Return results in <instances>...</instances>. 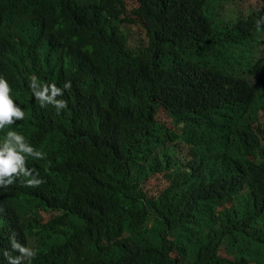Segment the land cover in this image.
I'll return each mask as SVG.
<instances>
[{"label":"trees","instance_id":"1","mask_svg":"<svg viewBox=\"0 0 264 264\" xmlns=\"http://www.w3.org/2000/svg\"><path fill=\"white\" fill-rule=\"evenodd\" d=\"M235 1L0 0L25 113L7 128L45 154L25 161L41 184L0 186V250L15 233L31 264H264V0Z\"/></svg>","mask_w":264,"mask_h":264},{"label":"clouds","instance_id":"2","mask_svg":"<svg viewBox=\"0 0 264 264\" xmlns=\"http://www.w3.org/2000/svg\"><path fill=\"white\" fill-rule=\"evenodd\" d=\"M257 23L259 24L260 21ZM28 86L41 107L52 105L56 113L59 114L60 109L65 106V100L54 99L61 92V88L54 83L42 82L33 74L30 77ZM62 87L69 89L71 81H64ZM10 91L9 83L0 76V130L13 125L17 120H23L25 116L24 110L13 102L9 95ZM44 155L43 152L35 150L21 133L12 128H7L3 136L0 137V186L11 185L19 176L26 177L24 183L29 186L41 184L42 180L33 173L31 168L26 167L25 161L27 157L43 158ZM9 244L10 248L19 255L11 256L8 250H0L7 259L8 264H21V261H24L25 264H31L35 251L19 243L15 238V233L9 236Z\"/></svg>","mask_w":264,"mask_h":264},{"label":"rangeland","instance_id":"3","mask_svg":"<svg viewBox=\"0 0 264 264\" xmlns=\"http://www.w3.org/2000/svg\"><path fill=\"white\" fill-rule=\"evenodd\" d=\"M243 2H244L243 0H236L233 4V8L232 9L230 8V10L236 11L237 14H241L242 17H244L245 14H249L257 10V8H259L262 4V0H251L250 1L251 7L249 9H246ZM213 8H214V5H213ZM228 10H229V7L226 8V13ZM128 38H129V42L133 45L134 36L128 35ZM244 61L247 62V60H244ZM167 185L168 183L164 179V177H159V178L154 179L153 182L151 183V186L148 188L150 190H155L154 193H156L157 191H161L162 189H164ZM223 253H225L224 250H223Z\"/></svg>","mask_w":264,"mask_h":264},{"label":"bare ground","instance_id":"4","mask_svg":"<svg viewBox=\"0 0 264 264\" xmlns=\"http://www.w3.org/2000/svg\"><path fill=\"white\" fill-rule=\"evenodd\" d=\"M201 250V249H200Z\"/></svg>","mask_w":264,"mask_h":264}]
</instances>
